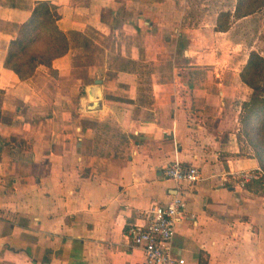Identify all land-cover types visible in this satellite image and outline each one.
<instances>
[{"label":"crops","instance_id":"0c3cea01","mask_svg":"<svg viewBox=\"0 0 264 264\" xmlns=\"http://www.w3.org/2000/svg\"><path fill=\"white\" fill-rule=\"evenodd\" d=\"M41 1L69 51L21 79L9 46ZM219 12L191 29L178 0H0V264H145L127 229L179 190L175 256L264 264V197L227 186L260 164L238 122L249 86L218 57L234 26L208 27ZM176 160L201 180L168 179Z\"/></svg>","mask_w":264,"mask_h":264},{"label":"trees","instance_id":"16d2710c","mask_svg":"<svg viewBox=\"0 0 264 264\" xmlns=\"http://www.w3.org/2000/svg\"><path fill=\"white\" fill-rule=\"evenodd\" d=\"M246 1L238 0V18L264 9V0ZM59 19L57 7L49 1H41L30 19L20 25L18 36L10 43L6 66L21 79L30 78L39 65L51 66L55 59L69 51L67 35L58 26ZM241 78L253 90L250 100L243 104V133L260 164V170L253 173L244 188L264 197V58L256 51L250 53Z\"/></svg>","mask_w":264,"mask_h":264},{"label":"rangeland","instance_id":"374dc122","mask_svg":"<svg viewBox=\"0 0 264 264\" xmlns=\"http://www.w3.org/2000/svg\"><path fill=\"white\" fill-rule=\"evenodd\" d=\"M185 2L188 6V18L186 21L187 28L196 29L199 28L200 17L206 14H209L210 20L215 14L219 12V16L217 18V24L212 25V21L208 25L210 30L215 27L216 31L218 30H226L231 28V33L233 38L231 39V43H228L230 37L227 35V38L223 37L220 39V46H231L229 50H219L218 52L221 56H218L221 64L225 66H233L234 71L244 70L247 65L250 53L252 51H256L259 55L264 58V9H258L253 14H250L244 18L239 19L238 15L235 12L232 13L230 8L234 4L235 0H178L179 2ZM248 1V0H247ZM246 1V2H247ZM238 5V0L236 2V7ZM183 8V7H182ZM223 9V10H222ZM245 8H243L244 10ZM222 10V11H221ZM214 19V18H213ZM235 22L234 25H232ZM211 37V35H210ZM211 44H209V48ZM197 49V46L193 47V51ZM224 55V56H222ZM195 57V58H194ZM192 57V61H197V56ZM211 62V58L209 60ZM228 69V68H227ZM232 71V70H231ZM232 71V73H234ZM215 76V74H214ZM233 74L228 75V80L232 82ZM233 83V82H232ZM262 92L264 94V81L262 82ZM248 90L247 100L243 102V104L250 100L253 90L250 87H246ZM243 104L240 109L239 107V124L241 133L243 135V142L245 146L249 149L252 146L247 141L246 137L243 133V118H244V110ZM253 149V148H252ZM254 150V149H253ZM252 172H240L235 173L234 175L227 176L229 179L227 180V186L230 187L231 190H236V188H240L242 177L245 174H249ZM253 174V173H252ZM244 188V186H243ZM245 189V188H244Z\"/></svg>","mask_w":264,"mask_h":264},{"label":"built area","instance_id":"2783aa9c","mask_svg":"<svg viewBox=\"0 0 264 264\" xmlns=\"http://www.w3.org/2000/svg\"><path fill=\"white\" fill-rule=\"evenodd\" d=\"M164 174L180 185H194L201 180L197 166L185 165L179 160L170 162ZM252 178V173L243 175L241 186ZM186 207L183 191L179 190L168 202L143 211L141 223L128 227L130 245L143 251L145 264H185V260L173 252V239L177 225L186 218Z\"/></svg>","mask_w":264,"mask_h":264}]
</instances>
